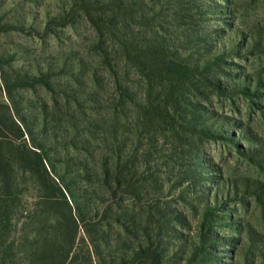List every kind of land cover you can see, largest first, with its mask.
I'll return each mask as SVG.
<instances>
[{
	"label": "rangeland",
	"instance_id": "obj_1",
	"mask_svg": "<svg viewBox=\"0 0 264 264\" xmlns=\"http://www.w3.org/2000/svg\"><path fill=\"white\" fill-rule=\"evenodd\" d=\"M70 1L0 0V132L30 145L26 129L21 137L12 124L22 119L47 146L54 174L106 236L94 261L264 264V0H122L134 14L109 4L107 15L116 9L128 18L119 22L144 45L155 39L210 79L185 93L191 121L178 135L144 117L167 105L169 81L146 80L118 49L133 95L121 97L97 53L94 24L80 11L72 23L62 20ZM193 113L206 115L215 137L200 133ZM20 166L14 222L46 195ZM42 222L14 223L11 239L28 241L15 261L0 264H39Z\"/></svg>",
	"mask_w": 264,
	"mask_h": 264
},
{
	"label": "trees",
	"instance_id": "obj_2",
	"mask_svg": "<svg viewBox=\"0 0 264 264\" xmlns=\"http://www.w3.org/2000/svg\"><path fill=\"white\" fill-rule=\"evenodd\" d=\"M70 3V8L62 20L72 23L75 14L80 11L84 18L94 24L100 35V41L96 45L97 53L102 58V65L114 75L115 85L121 97L132 100L133 95L128 88H124V82H127L129 76L120 74L116 52L118 49H122L125 61L131 62V65L137 68L146 80L165 77L169 81L170 84L167 86L169 94L165 100L167 105L161 109L154 108L152 113L147 111L144 117L155 125L156 120L159 119L158 123L161 126L169 127V130L178 135L182 123L191 121L186 117L188 112L184 101L185 93L189 90L199 93L197 83L204 82L207 85L210 82L206 75H202L204 74L202 66H192L172 60L170 52L160 43H154L155 39L150 38V46L139 41L140 38L130 30V26L123 24V22L128 23L126 21L128 18L120 14L124 8L134 14V4L127 6L123 2L122 6V0H71ZM109 4L119 8L120 12L118 10L116 12L115 9L108 16L107 9L111 7ZM120 19L122 23L119 22ZM220 59L219 56L215 57L209 63L219 62ZM218 84L215 82V87L220 89ZM245 92L248 95L252 93L249 89ZM199 107H201L200 103L193 105L195 110ZM205 117V114L193 113L192 121L197 124L200 133L207 138L215 137L216 134L212 128H209L210 124H207ZM19 122L21 126L12 120V124L21 133V137L24 136V129L32 137L30 145L14 144L5 139L7 137L0 132V151L5 150L3 147H7L9 152L12 150L15 155L13 158L12 155L3 156L0 153V262L15 261L21 253L19 248L28 241L26 236L29 234L11 239L13 224L17 225L22 219L29 223L34 218H40L43 220L41 228L43 248L39 264H107V262L94 261L93 255L98 253V244L102 241L106 244L107 240L104 234L93 230L91 223H87L91 209L85 212L72 192L60 183V177L54 174L55 170L49 163L47 146L33 138L30 125L25 120L21 119ZM155 129L157 130L156 126ZM158 130L161 131L160 128ZM17 164L23 165L20 169L24 174L29 173L31 177L39 180L46 195L39 198L40 202L32 205V209L27 211L26 216L14 222L12 212L16 205L21 204L22 193L18 190V183H16L18 175L15 173V165ZM214 211L211 207L207 209L209 214ZM80 229L84 230L85 237L79 238Z\"/></svg>",
	"mask_w": 264,
	"mask_h": 264
}]
</instances>
